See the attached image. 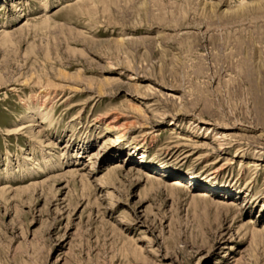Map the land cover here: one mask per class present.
<instances>
[{"label": "rangeland", "instance_id": "1", "mask_svg": "<svg viewBox=\"0 0 264 264\" xmlns=\"http://www.w3.org/2000/svg\"><path fill=\"white\" fill-rule=\"evenodd\" d=\"M0 264H264V0H0Z\"/></svg>", "mask_w": 264, "mask_h": 264}, {"label": "bare ground", "instance_id": "2", "mask_svg": "<svg viewBox=\"0 0 264 264\" xmlns=\"http://www.w3.org/2000/svg\"><path fill=\"white\" fill-rule=\"evenodd\" d=\"M117 141H119V140H117Z\"/></svg>", "mask_w": 264, "mask_h": 264}]
</instances>
